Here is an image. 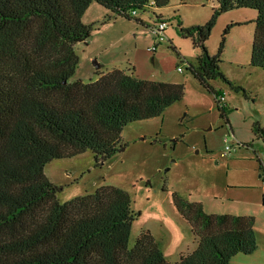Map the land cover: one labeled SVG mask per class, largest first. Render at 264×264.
Segmentation results:
<instances>
[{
    "label": "trees",
    "instance_id": "trees-1",
    "mask_svg": "<svg viewBox=\"0 0 264 264\" xmlns=\"http://www.w3.org/2000/svg\"><path fill=\"white\" fill-rule=\"evenodd\" d=\"M92 2L107 10L100 26L117 17L140 22L138 11L169 0H0V264H230L237 253H253L252 215L207 213L176 192L173 205L197 244L175 262L148 229L129 246L139 213L125 190L101 185L57 199L61 187L45 175L46 163L90 150L95 165L103 164L121 146L127 123L159 116L184 95L181 83L141 79L119 68L98 67L89 82L71 80L79 61L75 45L86 44L99 28L82 21ZM241 7L257 11L250 65L264 68V0H216L205 24H179L198 50L187 68L213 94L221 116L222 94L212 82H229L219 64L230 25L216 54L205 42L217 14ZM253 130L264 140V126L256 121Z\"/></svg>",
    "mask_w": 264,
    "mask_h": 264
},
{
    "label": "rangeland",
    "instance_id": "rangeland-1",
    "mask_svg": "<svg viewBox=\"0 0 264 264\" xmlns=\"http://www.w3.org/2000/svg\"><path fill=\"white\" fill-rule=\"evenodd\" d=\"M99 6L84 13L86 24L99 28L94 30L90 48L84 43L75 45L79 61L71 80H94L95 59L105 68H130L141 79L181 83L184 95L159 116L127 123L121 131V146L103 164L95 165L92 152L86 150L51 160L44 173L61 187L56 194L60 202L92 193L101 185L125 190L132 210L139 213L132 222L129 246L140 231L148 229L161 243L166 258L176 261L179 251L195 248L193 239L197 238L174 207L172 192L203 203L209 213L249 210L264 214V208L255 205L264 195V140L253 130L256 121L264 126V68L250 65L257 11L241 7L217 14L205 42L209 54H216L230 25L219 64L229 82L221 78L212 82L224 96L221 116L213 94L187 68L198 50L179 31V24L188 27L208 22L216 0H169L163 8L138 11L137 16L147 24L156 23L161 14L168 22L165 41L153 51L147 47L149 40L150 47L155 44L149 27L134 19L118 17L97 26L107 14L104 10L100 16ZM228 143L236 146L230 156L225 154Z\"/></svg>",
    "mask_w": 264,
    "mask_h": 264
},
{
    "label": "crops",
    "instance_id": "crops-1",
    "mask_svg": "<svg viewBox=\"0 0 264 264\" xmlns=\"http://www.w3.org/2000/svg\"><path fill=\"white\" fill-rule=\"evenodd\" d=\"M99 6V4L98 3H96V2H92L89 6H88V8H92V6ZM87 8V9H88ZM98 8H101L102 10L100 11L99 9H97V11L99 10V13H100V16L101 15H103V11L104 10H106L105 8H103V7H98ZM161 8H163V7H161ZM86 11V10H85ZM107 11V10H106ZM85 13V12H84ZM87 14V13H86ZM86 14H85V16H86ZM138 15V14H137ZM136 15V16H137ZM162 15V14H161ZM160 15V16H161ZM85 16H84V14H83V17H82V21L83 22H85V23H89V22H86V20H85ZM138 17V19L140 20V22H141V24H143L144 25V27L145 28H147V27H149V31L152 33V31H151V29H152V27H153V24H150V23H146V20H144L143 18H141L140 16H137ZM162 17V16H161ZM102 18H103V16H102ZM101 18V19H102ZM118 18V17H117ZM116 19V18H115ZM115 19H113V20H115ZM156 21V20H155ZM152 23H154V22H152ZM167 24H168V22H167ZM139 29H137V28H135V31H138ZM139 32V31H138ZM94 33H95V31H93V33H92V37L89 39V41L85 44V46H86V49L87 48H90L91 47V44L94 42V40H95V35H94ZM153 36V35H152ZM150 43H151V41L149 40L148 42H147V47H150L149 45H150ZM90 50H92V49H90ZM93 62H94V64H95V66H92V68H93V71L92 72H94V74H95V71H96V68H98V67H101L100 68V70H104V71H106V70H111V69H113V68H118V67H116V66H114V67H111V68H105L101 63H100V61L98 60L97 62H96V60L95 59H93ZM95 67V68H94ZM133 67V69H134V66H132ZM119 69H122V68H119ZM125 70V69H124ZM130 71V68L129 69H127L126 71L128 72V73H132L133 74V72H129ZM134 75V74H133ZM261 162V161H260ZM262 163V162H261ZM262 166V169H264V165L262 164L261 165ZM264 175V174H263ZM260 176V175H259ZM261 181L263 182V184H264V176H262V178H261ZM262 191H264V186H263V189H262ZM246 202H250V200H245ZM202 204V206H203V209H204V204L203 203H201ZM255 205L256 206H258V207H261V208H264V195L262 194V196H260L257 200H256V202H255ZM205 210V209H204ZM205 212H207V213H209L208 211H205ZM212 213H214V214H221V213H218V212H212ZM229 214H235V215H252L253 217H254V219H255V222H254V228H255V231H256V238H257V248L255 249V251L253 252V253H251V254H243V253H237V254H235L232 258H231V262H230V264H264V214L262 215V216H259V213L258 212H252V211H249V210H245L244 212H242V213H232V212H228ZM181 216V215H180ZM182 217V216H181ZM184 220V219H183ZM185 221V220H184ZM185 223H186V221H185ZM187 224V223H186ZM187 226H188V230H189V225L187 224ZM193 238H195L194 236H193ZM194 241H196V243H197V240L196 239H193V242ZM183 253V251H179L178 252V256H180L181 254ZM178 259H179V257H178ZM169 260V259H168ZM170 262H175V261H171V260H169ZM177 261V260H176Z\"/></svg>",
    "mask_w": 264,
    "mask_h": 264
},
{
    "label": "built area",
    "instance_id": "built-area-1",
    "mask_svg": "<svg viewBox=\"0 0 264 264\" xmlns=\"http://www.w3.org/2000/svg\"><path fill=\"white\" fill-rule=\"evenodd\" d=\"M166 27H167V21H164V20L157 21L156 23L153 24V27H152L151 31H152L153 37L155 39V44H154V46L148 48L150 51H153L156 48L157 45H159L161 42L165 41V37H166L165 36V30H166ZM178 70L181 71L182 69L180 67H178ZM219 99H220L219 103L223 105L224 96L221 95ZM226 141H228V140L226 139ZM235 149H236V146H231L228 143L226 145V147H225V154L230 156L231 153ZM263 186H264V184H263Z\"/></svg>",
    "mask_w": 264,
    "mask_h": 264
}]
</instances>
